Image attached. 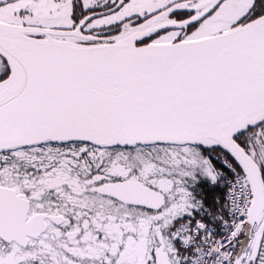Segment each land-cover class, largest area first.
<instances>
[{
	"label": "snow or ice",
	"instance_id": "snow-or-ice-1",
	"mask_svg": "<svg viewBox=\"0 0 264 264\" xmlns=\"http://www.w3.org/2000/svg\"><path fill=\"white\" fill-rule=\"evenodd\" d=\"M0 264H264V0H0Z\"/></svg>",
	"mask_w": 264,
	"mask_h": 264
}]
</instances>
